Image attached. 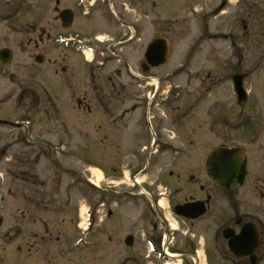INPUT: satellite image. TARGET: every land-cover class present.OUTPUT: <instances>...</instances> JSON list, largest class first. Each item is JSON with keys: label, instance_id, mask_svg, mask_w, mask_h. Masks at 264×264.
<instances>
[{"label": "flooded vegetation", "instance_id": "obj_1", "mask_svg": "<svg viewBox=\"0 0 264 264\" xmlns=\"http://www.w3.org/2000/svg\"><path fill=\"white\" fill-rule=\"evenodd\" d=\"M42 1H31L35 12L31 45L39 50L44 44L56 48V42L62 41L65 102L77 116L81 139L90 136L87 125H93L94 153L101 158L103 179L93 190L97 212L104 211L105 216H96L98 222L104 218L96 234L111 242L124 231L123 241L129 237L132 244L127 247L125 264H162L167 250L183 264H252L253 255L262 264L264 212L256 204L245 206V196L235 194L250 185L258 204L264 201V154L254 165L242 147L249 171L242 188L229 191L214 183L207 169L213 149L208 153L198 149L197 138L212 136L213 118L215 124H227V117L214 115V103H207L213 90L228 82V65L215 74L195 68L197 56L206 48L202 45L213 40L238 44L235 40L244 42L250 29L254 39L260 37L264 23L260 0H219L203 18L215 14L206 20V33L192 31L200 37L180 47L176 22L164 18L163 0ZM39 13L47 25L39 22ZM218 16L227 31L214 32L210 27ZM195 80L199 88L186 90ZM49 103L54 104L50 95ZM198 128L205 129L203 135L196 133ZM105 155L110 157L107 167ZM15 216L18 227L7 230L4 237L16 238L24 232L30 249L37 233L21 229L20 217L34 224L37 215L20 211ZM65 222L71 224L68 219ZM42 223L46 235H53L47 221L42 219ZM247 225L258 230L260 245L253 255L239 256L230 241L237 240ZM143 235L154 241L161 258L148 253ZM97 245L102 247L101 241Z\"/></svg>", "mask_w": 264, "mask_h": 264}, {"label": "rangeland", "instance_id": "obj_2", "mask_svg": "<svg viewBox=\"0 0 264 264\" xmlns=\"http://www.w3.org/2000/svg\"><path fill=\"white\" fill-rule=\"evenodd\" d=\"M31 1L6 0L0 5V50L9 48L14 54L10 66H3L0 63V219L5 221V224L0 227V264H123L125 256L129 253L123 241L124 231L113 237L111 242H109V237L108 239L103 237L102 247L99 248L100 252L94 251L92 247L80 250L84 244L73 248L72 241H76L78 237L74 225L80 219L82 220L83 209L93 201V196L89 195V200L82 202L81 196L77 192L80 174L88 168V164L97 163V158L89 154L94 153L95 141H93L91 130L93 125L91 127L89 124L87 125L90 136L84 137L83 135V139H80L78 135L72 137L74 150L62 156L70 167H74L75 173H78L76 167L80 168L81 172L79 171L71 178L67 175L62 176L58 170L54 171V166H50L47 162L50 158L46 161L44 151L46 150L47 154L51 155L52 148H55V154L60 150L59 142L63 144V139L59 134L63 131L60 123H55L54 120L48 119L42 114L49 95L57 103L58 108H62L64 117L73 120L75 125H71V132L76 133V126L79 128V125L76 123L77 116L70 111L65 102L66 93L63 87L64 75L63 66L60 64L61 49L59 45H55L56 48H54L53 45L44 44L40 46L42 48L40 50L31 45L30 23L33 13H35ZM260 3L264 9V0H260ZM218 4L219 0H163L164 18L176 22L177 47H180L179 44L188 46L193 40L200 37L198 33L192 34V31L204 32L208 19L204 20L203 18ZM43 6H39L38 9ZM194 9L200 11L193 12ZM39 14L41 15L39 22L42 25H47V21L43 19V13ZM219 23L220 18L212 20L210 27L213 31H227ZM195 25L200 29H195ZM249 31L251 33L244 42L235 40L238 44H232L231 41L224 43L225 40H213L209 45H202L203 48H206L201 51L202 54L197 56L195 61L197 70L207 69L211 71V74H215L221 66L228 65L226 73L228 82L214 89L207 103L208 105L211 102L214 103V115L227 117V124L222 126L218 124V121L215 124L216 118H213L212 136H206L207 139L197 138L200 140L197 142V148L208 153L211 149L225 143L235 147L241 146L255 161L254 165H257V161L264 154V23H261L259 38L254 39L253 30ZM233 32L235 36L236 32L234 30ZM192 38L194 39L191 41ZM39 54L44 56L43 63L35 61V57ZM49 59L51 61H48ZM54 59L58 60L54 61ZM180 63L182 64L183 61ZM188 67L186 66V68ZM238 69L247 71L248 76L245 88L249 93V102L245 108H241L237 104V96L233 88L232 76ZM189 85L190 87L186 90L197 89L200 86L197 80ZM33 89L41 104L37 107L29 106L25 113L22 108H18V99L21 91H33ZM50 106L55 107L56 105ZM50 110L51 116L55 115L56 118L58 114L61 116L56 109L51 108ZM51 113H49V117ZM198 117H202V115ZM27 119L39 123L34 124L35 129H31L34 130L31 134L23 124V121ZM197 127L199 125H196ZM208 127L209 125L206 128ZM204 131L205 129L198 128L196 133L202 134ZM83 144L86 156L79 157L76 151L83 152L80 149ZM77 145L80 146L77 147ZM103 159L106 167L109 166L110 157L105 155ZM251 167L254 173L256 168H253L252 164ZM21 170H27V175H31L32 188L23 183L22 176H26V174ZM87 172L91 174L89 171ZM91 172L96 179H103L99 170L92 168ZM34 177L38 181L42 180L43 187L39 184L33 186ZM61 180L64 183L62 188ZM73 186L75 187L73 188ZM69 187H71L70 190ZM250 187V185L244 187L235 195L238 198L245 196V206L252 207L253 204H256L264 212V201L258 204L256 195L249 190ZM59 189L58 196L61 201L55 200L57 195L54 193ZM19 209L37 215L34 224H30L20 217L21 229L28 228L37 233L36 244L30 253L26 246L29 237H25L24 232L14 239L11 235L8 238L4 237L7 230L18 227L19 218L15 214L20 212ZM49 212H54V215L42 216L48 220L49 227L59 226L58 230H62H54L57 234L55 233L56 235L53 236H46L42 230L44 227L39 222V215ZM230 212L233 211L230 210ZM217 214L221 216L219 210ZM67 219L71 222L69 228L72 227V230L65 226ZM72 233L73 235H71ZM100 238L101 236L98 239ZM19 245L22 248H19Z\"/></svg>", "mask_w": 264, "mask_h": 264}, {"label": "water", "instance_id": "obj_3", "mask_svg": "<svg viewBox=\"0 0 264 264\" xmlns=\"http://www.w3.org/2000/svg\"><path fill=\"white\" fill-rule=\"evenodd\" d=\"M3 0H0L2 2ZM1 61L8 65L12 60V52L8 49L2 50L0 52ZM38 62H41V58L36 59ZM243 78L244 76H239L234 78L235 91L239 96L240 104L244 105L247 101V94L243 87ZM208 172L210 176L221 186L226 187L227 189H235L241 187L247 179L246 171V158L242 153L241 149H226L219 148L212 152L208 159ZM252 229L246 228L243 231L242 236L239 238L243 240L241 243L237 244L234 242V245L231 244L233 250L239 255H250L253 253L258 245V238L255 232ZM256 238V243L254 248H250V239L253 237ZM237 244V245H236ZM238 249H241V251ZM249 249V250H248ZM253 264H257L256 258L252 259Z\"/></svg>", "mask_w": 264, "mask_h": 264}, {"label": "bare ground", "instance_id": "obj_4", "mask_svg": "<svg viewBox=\"0 0 264 264\" xmlns=\"http://www.w3.org/2000/svg\"><path fill=\"white\" fill-rule=\"evenodd\" d=\"M97 180H99V179H97ZM97 182H98V181H95V183H96V184H98V183H99V182H98V183H97ZM84 210H85V208L83 209V211H84Z\"/></svg>", "mask_w": 264, "mask_h": 264}]
</instances>
